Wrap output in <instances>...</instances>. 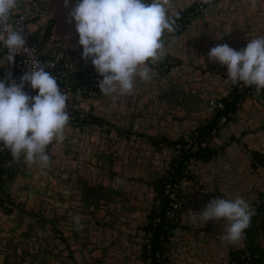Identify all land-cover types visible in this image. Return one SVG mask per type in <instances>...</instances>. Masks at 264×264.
I'll return each mask as SVG.
<instances>
[{"label": "water", "instance_id": "obj_1", "mask_svg": "<svg viewBox=\"0 0 264 264\" xmlns=\"http://www.w3.org/2000/svg\"><path fill=\"white\" fill-rule=\"evenodd\" d=\"M236 1L239 5L236 4L238 8L235 10L240 11L238 21L234 20L228 29L220 24L214 28L199 29L197 34H192L188 54L175 56L177 64L173 69L160 72L151 68L152 79H138L134 92L129 96L103 95L91 102L80 97L87 105L83 104V107H92L96 117L140 135H151V132L143 130L144 126L151 124L157 127L153 133L158 137L173 140L175 129L179 126H196L198 121L206 118L207 114L204 113L210 102L216 104L230 91V88L224 91L221 86L222 78L227 74L226 66L209 60V50L218 44H227L240 50V43L244 48L248 40L264 36L261 31H255L256 26L264 27V0H256L255 7L251 0H234V3ZM225 16L222 15V20H226ZM186 33L190 35V32ZM55 56L62 60L58 53ZM254 107L251 120L254 121L253 128L260 130L258 137L263 140L264 148V104ZM244 127L247 126L244 125L235 133L241 141L246 140L245 136H241L245 132ZM189 131H185L187 135L184 138L188 137ZM153 133L152 138L156 136ZM65 135L63 143L54 142L48 146L50 162L47 168H41L36 163L39 173L33 178L41 182L38 187L33 186L31 191L29 186L23 192L27 198L30 193H34L36 197L33 195L32 203L19 193L12 195L19 209L23 208L31 214L29 232L34 234L32 242L20 244L14 257L17 264H39L45 254H53L50 241L59 246L58 254L65 260L63 264H143L140 251L142 243L140 245L138 240H134V244L138 245L129 249L128 241L131 239L127 238L129 235H139L141 221L153 207L152 194L157 195L154 194V186L148 181L154 179L153 172H161V178L164 176L170 165H161L157 169L158 161L161 158L168 160L165 156L171 151L167 148L159 150L152 140L143 136L106 132L94 125L78 132L71 118ZM227 142L231 143L226 144L224 151L208 162V166L214 170L212 177L199 172L202 167L199 162L191 163L186 168L190 181L185 185L190 186L195 193L189 199V204L179 199L176 215L182 221L179 228L173 230L169 242L170 247L175 244L172 240L176 237L180 241L179 255L176 259H170L175 264H230L229 252L233 245L225 242L221 246L226 251L225 255L224 252L221 254V250L218 253L219 245L216 244L222 241L223 220L209 221L200 227L191 221V212L202 211L214 198H235L242 194L240 190L250 194L248 199L242 198L251 205L254 197L264 190V184L252 178V175H260L262 170L251 167L243 170L240 164L232 170L228 168L232 158L228 152H233V142L230 139ZM221 158L227 161L223 162ZM27 166L17 165L14 171L20 172V176L26 175ZM132 175L141 178L142 184L132 181ZM237 181L247 186L232 183ZM182 204L193 209L186 217L179 213ZM13 213L10 214L15 215ZM38 214L42 215L41 219L37 218ZM63 215L74 223L79 222L87 234L70 230L71 227L65 226L61 219ZM45 219L54 222L47 223ZM86 251L90 258L85 257ZM77 252L83 258H78Z\"/></svg>", "mask_w": 264, "mask_h": 264}, {"label": "clouds", "instance_id": "obj_2", "mask_svg": "<svg viewBox=\"0 0 264 264\" xmlns=\"http://www.w3.org/2000/svg\"><path fill=\"white\" fill-rule=\"evenodd\" d=\"M20 3L21 0H0V43L10 53L9 63L14 55L24 51L27 43L23 27L10 23ZM68 4L69 0H64L65 7ZM251 4L255 7L256 0H251ZM68 17L78 34L81 58L90 60L102 77L97 84L99 91L106 96L123 97L134 92L138 79H152L150 65L164 57L163 37L176 31L178 13L172 10V0H77ZM208 58L226 66L232 85L242 83L245 87L254 86L257 92L264 90V36L248 40L240 50L218 44L209 50ZM26 84L38 90L35 96L24 91ZM68 99L56 77L35 59L19 83L0 79V151L7 149L16 163H38L47 168L48 146L66 140ZM191 213V221L200 227L222 219L221 239L236 244L245 238L254 210L249 202L236 196L214 198L202 211Z\"/></svg>", "mask_w": 264, "mask_h": 264}, {"label": "crops", "instance_id": "obj_3", "mask_svg": "<svg viewBox=\"0 0 264 264\" xmlns=\"http://www.w3.org/2000/svg\"><path fill=\"white\" fill-rule=\"evenodd\" d=\"M198 1L201 0H172V10L175 13L180 14L181 12L185 11L186 9L190 8L194 4H196ZM23 3H20L19 8L15 11L17 14H24L25 15V21H24V30L26 37L28 41L35 42L39 45L40 52L45 57L55 58V54L58 53L62 60H78L81 58L82 54V47L78 45V34L75 32L74 22H69L68 13L77 3V0H69V4L67 7L64 5V0H22ZM150 2V0H149ZM222 2V3H221ZM239 3H234V0H220L216 4H212L207 6L204 10L199 11L192 19L191 21L181 30L174 32L172 34H165L163 39L165 40L166 48H165V55L164 58H170L173 59L177 63V59L175 56L181 57L186 54H188V47L189 42H191V36L192 34H197L199 32V29L203 30L205 28H214L217 25H224L223 28L228 29L230 24L234 21H238V16L240 11L235 10V8ZM222 15L226 17V20H222ZM264 17V14H263ZM264 21V19H262ZM260 24V22L258 21ZM253 25V23H252ZM264 25V23L262 24ZM255 31H261L264 33V27L256 26ZM190 32V35H188L186 32ZM262 36V35H261ZM258 37V36H257ZM246 40V39H245ZM244 41V43H246ZM239 47L242 49L241 43L239 44ZM1 53V52H0ZM4 66V60L2 58V55H0V72ZM223 82L221 86H223L224 91L227 90V88H230L229 94L232 92V90L237 87L232 85V83L227 79V74L223 76L222 78ZM221 81V80H220ZM228 94V95H229ZM104 94L100 93V96H103ZM111 97V96H108ZM225 96H222V98ZM87 101L91 102L93 99H86ZM79 104L83 106V102L81 100L78 101ZM264 104V90H261L260 92H257L254 87H250L246 93H244L243 97L241 98L237 109L234 111L231 117L228 118L227 122L223 126L222 129H220L216 134H214L210 140H209V148L215 152V154L212 156H218L221 154L224 149L226 148V144H230L231 142L226 141L230 139L233 143L231 144L232 148L231 150L233 152H228L232 158H230V163L228 164V168L232 170L235 166L243 167V170L246 168H254V169H260L262 170V173L260 175H252V178H257L259 183L264 184V164L256 165L252 161V154L258 153L261 155H264V148H262V142L263 140L258 137V134L260 133L258 128L254 127V121L252 119L251 112L255 109L254 106L256 105H263ZM86 105V104H84ZM89 105V104H88ZM87 106V105H86ZM86 108V107H85ZM87 109V108H86ZM93 113L94 109L90 107L88 109ZM114 112H111L113 114ZM207 114L206 118L204 120L198 121L195 125L192 124H186L179 126V128L175 129V133L173 136V140H176L178 138H184V135H187L185 131L187 129H190L188 132L189 134L196 129L197 127L203 125L204 123L208 122L212 118V107L209 105L208 110L204 113ZM101 121L105 122L103 118L98 117ZM108 123V122H106ZM245 128V132L241 136H245V141H241L239 138L235 136V133L240 130L243 126ZM117 126V125H116ZM253 128V130H249ZM170 129V128H169ZM143 130L151 132V135L148 134H141L144 138L147 140L153 139V144L157 146L159 150L162 149V147L158 146V140L161 137H158L153 131H157V127L152 126L151 124H147V126L143 127ZM171 130V129H170ZM152 133L156 135L154 138H152ZM166 138V137H163ZM168 139V138H166ZM170 140V139H168ZM169 151H171L170 148H167ZM254 149H258L260 151H255ZM168 160H164L161 158L158 161L157 169H160L161 165H167L171 164L172 162V151L171 153H167L165 156ZM212 157L206 160L199 159L196 162H199L202 167L199 168V172L201 174H204L207 177H212V173L214 170L208 166V162L212 160ZM59 159V158H57ZM221 161H227L224 159H220ZM222 166H224L223 163H221ZM17 165L26 166L28 165V170L26 175H21L20 172H15L13 168V175L11 176L10 180L6 184V189L8 192L13 195L15 193L21 194V196L32 203V198L34 193H30L28 195V198L23 195L24 191H27L30 186V191L33 186L39 185V181L35 180L33 177L39 173L38 165L36 163L33 164H26L24 162L16 163L14 162V167ZM217 166V165H216ZM231 166V167H230ZM240 167L238 169H240ZM217 168V167H216ZM211 172V173H210ZM154 179L151 181H148V183L152 186H154L155 182L158 179H161L159 175L161 172H153ZM245 179H247L245 177ZM132 181H140V184H142V179L137 177L135 178L133 175L131 176ZM187 181H190V175L184 174V176L181 179L180 182V193H179V199L182 198V200L186 201L187 204H189V199L193 197L192 194H194V190L190 188V186H186L185 183ZM41 182V181H40ZM233 184L240 183L243 186H247L243 184L241 181L232 182ZM28 185V187H27ZM256 187V186H255ZM249 188V186H248ZM247 188V192L249 191ZM250 189V188H249ZM242 192L241 197H244L248 199V197H251L249 193H246L244 190H240ZM252 192V191H251ZM41 191L39 192V194ZM156 193V190L154 188V194ZM264 194V190L260 191L259 194L254 197V202L260 198V195ZM142 197L145 196L141 194ZM248 196V197H247ZM34 197H36L34 195ZM145 198V197H144ZM156 195L154 196L152 194V200L153 205L155 202ZM23 206V205H22ZM192 206H187L185 204H182L181 211L179 213L183 214L184 217L187 216L189 211H192ZM179 208V207H178ZM152 209V208H151ZM151 209L149 211H151ZM147 212L145 214V218L143 221H141L140 230L138 231V236L129 235L127 238L128 243L130 244L129 249H133L134 246H137L138 243L134 244V240H138L140 242V245L143 241V227L146 223L147 217L150 212ZM11 215L10 213L2 214L0 210V264H17L18 262L14 259L15 254L17 253V250L20 247V244L27 243L28 241L32 242V236L29 232V227L31 224V214L24 211L23 208H20L17 212H14ZM13 216V217H12ZM253 220L255 221V225L258 226L260 222L264 221V207L261 208L260 206H257V208L254 210ZM62 221L64 222V225H68L70 230L75 231L77 233H84L87 234L85 229L82 228V225L79 222H72L68 216H62ZM45 222L53 223L54 220L50 221L48 219L44 220ZM181 217L176 215L175 223L176 226L172 229L170 232L165 244H164V261L163 264H175V262H172L170 259H176L179 255V249L180 246L178 245L180 243L179 238L176 237L172 240L174 245L169 247L170 238L172 237L173 230H176L180 226ZM30 223V224H29ZM224 225V224H222ZM259 243L263 244V239L261 234H258L257 237ZM52 240V239H51ZM34 242V241H33ZM214 242H216L214 240ZM177 244V245H176ZM216 244L219 245L218 253L226 255V251L221 246L225 245V241L216 242ZM50 245L52 246L53 254H45L42 258L39 264H63L62 262L65 261L62 256H60L58 253L59 246L55 245L52 241H50ZM229 255L232 251L236 250L237 248H241L243 246L242 241L232 244ZM44 246V245H43ZM140 250V249H139ZM141 251V250H140ZM215 251V250H214ZM77 257L83 258V255L80 254V252H77ZM85 257L90 258V254L86 251ZM78 257V258H79ZM263 260L264 256L262 255ZM142 258V257H141ZM58 263H57V262Z\"/></svg>", "mask_w": 264, "mask_h": 264}, {"label": "built area", "instance_id": "obj_4", "mask_svg": "<svg viewBox=\"0 0 264 264\" xmlns=\"http://www.w3.org/2000/svg\"><path fill=\"white\" fill-rule=\"evenodd\" d=\"M220 0H211V3H204V0L198 1L195 6L196 11L204 10L207 6L216 4ZM16 11V10H15ZM15 11L12 13V17L10 23L13 25L19 24L24 29V14H17ZM181 25L177 23L176 29H180ZM25 32V30H24ZM166 34V33H165ZM3 33L0 32V38H2ZM26 37V34H25ZM26 47L21 54L14 55L13 61L9 63L10 53L8 50L0 43V52L2 58L4 60V66L0 72V79H13L17 83H19V78L28 71V67L31 68L33 59L38 60L42 65L45 66L46 71L50 72L57 79V83L61 89V91L69 97L67 101V111L74 125L75 131L81 132L88 129L91 125H94L96 128L104 130L106 132L117 131L119 133H128L129 135L135 137H141L142 135L137 134L135 132H128V130L124 129L121 126H116L111 123H106L102 121V123L98 124L94 122V117H96L91 111L83 107L79 104L80 97L86 99H96L100 97V91L97 87L98 81L102 79L100 77L94 67L91 64V61H84L82 58L78 60H58L50 57H43L39 47L30 41H28L26 37ZM177 63L170 58H162V60L155 65H150L151 68L156 69L160 72H165L174 68ZM254 87V86H252ZM255 88V87H254ZM245 86L241 83L237 85L238 91H244ZM24 91L30 95L35 96L38 90L31 89L30 85L25 86ZM247 92V91H246ZM245 92V93H246ZM212 107V115L216 113L218 108L223 107V103L218 101L216 104L214 101L210 102ZM232 116V113H228L227 115H221L216 122L214 128H212L210 135L205 136L201 140L196 139V131L195 129L186 137L184 143H170L164 138H159L158 146L162 148H170L172 151L173 157H177L182 150H191L192 152H196L198 150L205 149L208 144L210 138L216 134L220 129L223 128L228 118ZM101 121V120H100ZM153 141V139H152ZM175 141V140H174ZM173 159V158H172ZM199 160L196 155H191L188 159L187 166L191 163ZM253 163L255 161L252 159ZM186 166V168H187ZM14 161L10 156V152L5 149L0 151V210L5 213L15 212L19 209V205L17 200L8 192L6 189V184L10 180L13 175ZM186 168L184 170V174H187ZM170 170V168L168 169ZM167 170V171H168ZM166 171V172H167ZM172 174V171H171ZM168 175L166 181L163 185V192L167 197V206L161 216H156L153 220V223L159 222L162 218L164 220L173 222L176 218V211L179 207V193H180V180H176L172 175ZM165 175V174H164ZM158 202L157 200L154 202ZM258 203L254 202L250 206L253 210L257 208ZM152 207V208H153ZM38 219L42 218L41 214L37 215ZM172 231V230H171ZM152 232L146 231L144 232L142 245L148 251L147 256L143 260V264H149L151 260L150 256V239ZM243 246L242 249L245 250V238L242 240ZM156 256L159 257V254L156 253ZM255 256V255H254ZM250 254L247 250H245L241 258L242 259H250ZM230 264H236L235 262H231Z\"/></svg>", "mask_w": 264, "mask_h": 264}, {"label": "trees", "instance_id": "obj_5", "mask_svg": "<svg viewBox=\"0 0 264 264\" xmlns=\"http://www.w3.org/2000/svg\"><path fill=\"white\" fill-rule=\"evenodd\" d=\"M196 4L191 6L190 8L186 9L185 11L178 14V17L175 18L176 25L179 23L181 25L180 29H176L175 32L183 29L190 21L191 19L199 12L195 10ZM168 34V33H166ZM31 42V41H30ZM35 43V42H32ZM38 47L39 45L35 43ZM43 56V55H42ZM45 57V56H43ZM250 87H245L244 91H238L237 87H235L232 92L221 98V102L223 103V107L218 108L216 110V113L212 115V118L204 123L203 125L197 127L195 129L196 131V139L201 140L205 136L210 135V132L212 128L215 127L217 120L221 115H227L228 113H234V111L237 109L238 104L243 97L244 93L248 91ZM95 123H102L98 117H94ZM185 138H178L175 141L174 140H168L164 138V140L170 142V143H177L181 142L184 143ZM209 145V144H208ZM196 155L198 159L206 160L212 157L215 152L207 146L205 149L198 150L196 152H192L191 150H182L181 153L177 157H173L172 162L170 164V170H168L165 175L158 179L155 184L154 188L156 190V198L158 202L155 203V206L151 209L146 223L144 224V232L151 231V239H150V256L151 260L149 264H163L164 261V244L171 232V230L176 226L175 221L170 222L167 220H164L163 218L157 222L153 223V220L156 216H161L165 210V207L167 206V197L165 196L163 192V185L166 181V178L168 175L171 174L172 176L176 178V180H180L184 176V170L187 166V161L191 155ZM11 156V155H10ZM252 158L255 161L256 165L264 164V155L253 153ZM256 203H258L257 206H260L261 208L264 207V194L260 195V198L258 201L256 200ZM253 216L251 219V224L248 229L245 231V250H247L250 254V259H242L241 255L245 251L244 249L239 248L230 253V261L235 262L236 264H264V260L262 255L264 256V221L260 222L258 226H256L253 220ZM258 234L262 236L263 244L261 245L257 239ZM147 250L142 245L141 248V257L144 259L147 256ZM156 253L159 254V257L156 256ZM255 255V256H254Z\"/></svg>", "mask_w": 264, "mask_h": 264}, {"label": "flooded vegetation", "instance_id": "obj_6", "mask_svg": "<svg viewBox=\"0 0 264 264\" xmlns=\"http://www.w3.org/2000/svg\"><path fill=\"white\" fill-rule=\"evenodd\" d=\"M104 131V130H103Z\"/></svg>", "mask_w": 264, "mask_h": 264}]
</instances>
